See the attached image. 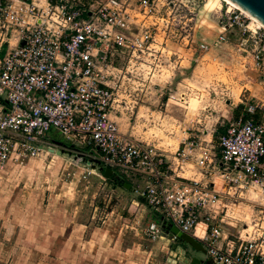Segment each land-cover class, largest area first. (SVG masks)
<instances>
[{
	"label": "built area",
	"instance_id": "1",
	"mask_svg": "<svg viewBox=\"0 0 264 264\" xmlns=\"http://www.w3.org/2000/svg\"><path fill=\"white\" fill-rule=\"evenodd\" d=\"M202 3L0 0V169L11 157L76 153L109 169L153 211L158 224L146 230L150 238L169 234L162 225L174 226L196 238L212 264H264V237L237 245L228 241L222 248L218 227L198 221L199 210L215 203L212 182L178 178L163 154L120 134L111 117L133 114L135 106L125 100L141 93L137 83L173 79L174 65H164V59L179 58L183 50L203 53L222 42L229 26L224 20L250 31L243 25L249 19L220 1L226 6L219 8V31L209 43L197 42L192 20ZM248 37L257 43L251 54L259 69L264 30H252ZM242 104L244 114L217 135V154L208 143L191 139L177 155L184 162L194 154L195 166L208 176L219 174L228 189L254 185L264 192V117L257 121L256 106ZM51 129L61 134L66 148L47 137ZM199 223L201 237L195 235Z\"/></svg>",
	"mask_w": 264,
	"mask_h": 264
},
{
	"label": "rangeland",
	"instance_id": "2",
	"mask_svg": "<svg viewBox=\"0 0 264 264\" xmlns=\"http://www.w3.org/2000/svg\"><path fill=\"white\" fill-rule=\"evenodd\" d=\"M205 1L195 9L192 29L197 42L209 43L221 12L218 0H207L204 11ZM248 22L250 31L243 33L234 20H224L229 26L216 46L164 59L174 65L173 79L137 83L141 93L125 100L135 106L133 114L111 115L120 134L154 146L178 178L213 183L215 203L199 210L198 221L218 227L222 248L264 237V192L254 185L228 189L219 174L208 176L191 155L180 162L177 154L191 139L217 154L216 137L244 114L242 103L256 106L253 117L263 120L264 53L257 69L251 54L257 43L248 37L257 28ZM47 137L67 147L58 131ZM102 169L65 150L11 157L0 169V264H189L204 258L171 234L150 238L146 230L158 224L157 216L130 188L111 185Z\"/></svg>",
	"mask_w": 264,
	"mask_h": 264
},
{
	"label": "water",
	"instance_id": "3",
	"mask_svg": "<svg viewBox=\"0 0 264 264\" xmlns=\"http://www.w3.org/2000/svg\"><path fill=\"white\" fill-rule=\"evenodd\" d=\"M230 1L236 4L240 9L247 12L250 16H252L254 19L259 21L262 25H264V0H230ZM85 163L89 165L90 162L86 161ZM102 174L104 178L108 179L112 175V172L109 169L104 168L102 169ZM122 188L128 190L129 185L127 183H123ZM162 229L164 231V234L169 233L172 235L174 239L177 238L183 241L184 243L188 244L193 250L200 251L201 253L204 254V250L201 244L193 236L179 232L178 229L175 228L174 226L162 225ZM189 264H212V262L210 259L205 257L202 260L192 257L189 260Z\"/></svg>",
	"mask_w": 264,
	"mask_h": 264
},
{
	"label": "bare ground",
	"instance_id": "4",
	"mask_svg": "<svg viewBox=\"0 0 264 264\" xmlns=\"http://www.w3.org/2000/svg\"><path fill=\"white\" fill-rule=\"evenodd\" d=\"M220 1L222 0H218L219 4H220ZM224 2H226L227 4L233 6V8L237 9L238 11H240L246 18H248L250 20V25L253 27H256V28H260L262 30H264V25H262L259 21H257L256 19H254L252 16H250L247 12H245L244 10L240 9L236 4H234L233 2H231L230 0H223ZM206 4H207V0L204 2L203 4V10L204 11H209V8L206 7ZM221 5V4H220ZM220 8V7H219ZM258 26H257V25ZM200 224V223H199ZM198 224V225H199ZM198 225L196 226V229L198 227ZM186 260V259H185Z\"/></svg>",
	"mask_w": 264,
	"mask_h": 264
},
{
	"label": "trees",
	"instance_id": "5",
	"mask_svg": "<svg viewBox=\"0 0 264 264\" xmlns=\"http://www.w3.org/2000/svg\"><path fill=\"white\" fill-rule=\"evenodd\" d=\"M238 108H241V106L240 105H237L236 106V109H238ZM247 114H245V116H246ZM222 130H220V132H221ZM219 132V133H220ZM107 181L111 184V185H114V186H117V187H122V184L124 183V181L123 180H121L119 177H117L115 174H112L108 179H107ZM158 218V217H157Z\"/></svg>",
	"mask_w": 264,
	"mask_h": 264
},
{
	"label": "crops",
	"instance_id": "6",
	"mask_svg": "<svg viewBox=\"0 0 264 264\" xmlns=\"http://www.w3.org/2000/svg\"><path fill=\"white\" fill-rule=\"evenodd\" d=\"M260 107H262V104H260ZM262 117H264V114H262ZM223 129V128H222ZM191 158L194 160V154H191ZM202 176V175H201ZM186 180H192V179H188V178H184ZM192 181H195V180H192ZM203 234V225L200 223L197 227V229H195V235L198 236V237H201Z\"/></svg>",
	"mask_w": 264,
	"mask_h": 264
}]
</instances>
